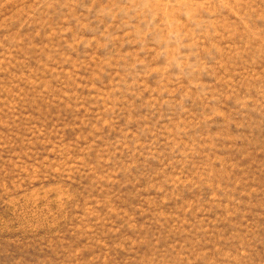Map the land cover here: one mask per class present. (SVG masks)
<instances>
[{"label":"rangeland","instance_id":"374dc122","mask_svg":"<svg viewBox=\"0 0 264 264\" xmlns=\"http://www.w3.org/2000/svg\"><path fill=\"white\" fill-rule=\"evenodd\" d=\"M0 264H264V0H0Z\"/></svg>","mask_w":264,"mask_h":264}]
</instances>
